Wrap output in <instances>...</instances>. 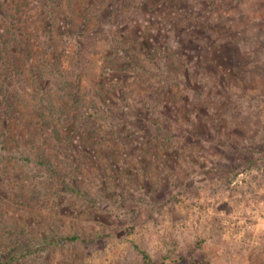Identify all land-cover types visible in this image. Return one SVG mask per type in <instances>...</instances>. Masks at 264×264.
I'll return each mask as SVG.
<instances>
[{
	"label": "rangeland",
	"instance_id": "1",
	"mask_svg": "<svg viewBox=\"0 0 264 264\" xmlns=\"http://www.w3.org/2000/svg\"><path fill=\"white\" fill-rule=\"evenodd\" d=\"M79 1L74 28L69 0H0L3 28L25 4L28 21L15 25L32 31L47 90L52 83L58 89L74 55L82 54L86 92L109 53L124 65L106 79L116 108L101 122L115 131L84 155L73 174L78 192H64L30 144L10 143L15 156L0 163V264H145V252L156 264H264V43L257 36L264 0ZM158 47L181 50L187 62L173 102L180 122L162 130L149 126L146 112L123 122L117 107L118 83L157 72L151 59ZM157 77L150 79L158 88ZM58 95L42 93V111L29 90L21 115L36 122ZM76 126L65 130L76 134ZM188 126L191 134L182 130ZM168 133L180 141L185 134L189 145L171 154ZM152 142L158 152H149ZM50 153L52 161L64 159Z\"/></svg>",
	"mask_w": 264,
	"mask_h": 264
},
{
	"label": "trees",
	"instance_id": "2",
	"mask_svg": "<svg viewBox=\"0 0 264 264\" xmlns=\"http://www.w3.org/2000/svg\"><path fill=\"white\" fill-rule=\"evenodd\" d=\"M79 2V0H69L70 9H68L69 12L66 11L67 18L70 20V24L74 25V28L77 27L78 19L81 16L77 8ZM22 6H25V4H19L18 12L13 14L9 27H0V163L6 155L12 154V156H15L16 151L11 149L10 144L14 139L24 150L28 143L31 145V149H34L33 152L36 151L40 158L46 159H42L41 162L50 166L52 172L61 179V189L64 192L68 194L78 192L76 189L77 182L73 183V177L75 176L73 174L81 166L84 155L89 153L93 156L92 149L98 148L103 140L115 131H110L101 122V120L104 121L110 116L111 110L114 112V108H116L110 105L108 101L106 93L109 89L111 90V87L106 79L111 71L121 70L124 65L115 55L116 52L109 53L102 65L99 80L97 77L94 88L90 92H86V90H83L85 64L82 60V54L74 55L70 59L71 66L65 69L68 74H63L61 80H58V89L55 90V85L52 83L49 86L51 91L47 90V87L43 86L47 69L37 62L39 51L32 41V31L28 25H15L16 23L21 24L28 21L25 18L26 14ZM241 34L245 38V33L241 32ZM257 36L260 42L264 43V28L258 31ZM117 47L120 48L121 46L118 45ZM258 47L263 48L261 44ZM169 50L171 51L163 52L160 47L154 49L155 53L153 55L155 58L152 57L151 62H154L156 73L154 70L144 71L141 75H138L139 77L137 76L133 83H128V81L118 83V86L122 89L123 101L117 107L124 111L123 115L119 114L123 122L124 120L125 123L133 121L132 117L135 118L136 112L137 114L146 112L149 126L152 125L153 129L157 130H162L165 122H170H168L170 128L175 127L174 123L180 122V118L176 117L173 102L176 101L178 95L182 94V90L178 89L181 85L178 76L185 71L187 62L185 54L181 53V50ZM117 51L121 50L118 49ZM174 56H177V60L173 58ZM156 77L159 83L158 88L155 86L154 81L150 79ZM147 81L149 82L148 85ZM29 90H33L36 96L39 97L44 92L52 95V92L56 91L59 94V104L55 102V108L51 109L49 114L45 113L43 119L39 117L35 122L33 116L21 115L22 104L27 94H29ZM40 90L42 91L40 92ZM87 96H90L89 100L85 99ZM40 100L41 110L44 111L47 104H45L42 97H40ZM84 101L88 103L85 104ZM161 102L163 107L159 111L157 107L161 106ZM81 107L84 109L82 110ZM23 117L27 121L25 124L18 121L19 118ZM141 117L143 116L137 115L136 118L141 120ZM68 122L77 123L78 133H68L65 130ZM191 128L194 131L193 127ZM182 130L188 134L192 133L189 126ZM174 134L168 133L166 138L173 150L171 154H179L183 144L188 146L190 141L187 140L185 134L182 135L181 141ZM130 138L128 140H132ZM23 141L27 143L22 145ZM158 148V145L152 142L149 152L152 149L156 151ZM23 149L20 151H24ZM50 149H54L56 156H63L64 159L59 160L58 163L55 160L52 161ZM170 149H168V153H170ZM5 200L9 201V198ZM1 201L3 204L4 198H1ZM68 238L76 240L79 235H70ZM144 255L145 264H156L147 252ZM192 264L208 263L196 258L193 259Z\"/></svg>",
	"mask_w": 264,
	"mask_h": 264
}]
</instances>
